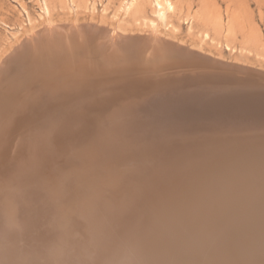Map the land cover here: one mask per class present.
I'll list each match as a JSON object with an SVG mask.
<instances>
[{"label":"bare ground","instance_id":"bare-ground-1","mask_svg":"<svg viewBox=\"0 0 264 264\" xmlns=\"http://www.w3.org/2000/svg\"><path fill=\"white\" fill-rule=\"evenodd\" d=\"M154 1L156 14L164 20L172 5ZM92 27L95 32L70 28L45 39H26L14 50L21 52L8 71L0 70V75L6 70L10 76L0 79V264H83L85 257L92 264H264V257H259L264 256V244L257 249L252 243L264 231V135L245 134L251 128L232 124L237 119H228L226 112L242 106L260 109L264 101L257 93L264 92V85L243 86L237 78L227 81L218 72L209 73L224 67L237 74L254 72L188 46L158 39L153 49L143 37L130 35L120 38L112 55L104 53L108 47L104 41L93 49L96 61L106 55L113 66L128 65H120L123 72L118 65L111 71L104 59L111 76L100 77L108 71L96 66L99 61L88 74L77 64L83 56L76 62L71 53L84 55L87 48L92 57L93 51L84 46L106 30ZM145 47L147 52L153 50L150 56ZM42 48H47L43 54ZM135 50L137 56L132 55ZM55 58L59 62L49 64ZM48 61L50 70L43 71ZM141 63L149 66L144 73L136 69ZM96 68L103 70L99 77ZM258 70L255 73L264 78ZM40 81L44 88L31 94V83ZM149 94L154 98L145 111L157 113L138 120L134 109L144 108L142 100ZM226 94L234 95L233 101L227 102ZM120 101L133 103L132 110L127 106L132 114L122 118L125 124L117 121L115 112L106 119L99 112L113 102L114 111ZM83 110L89 112L86 117L97 114L100 119L88 122L89 117L80 115ZM176 112H184L185 119ZM261 113L263 117L250 121L263 123L264 110ZM161 120L166 125H160ZM211 120L225 124L219 123L220 128L203 124ZM82 124L91 128L90 136L120 146L117 151L137 149L145 141L177 139L186 146L158 145L156 163L149 165L146 158L145 166L135 164L139 166L129 172V164L125 165L127 173L122 174V168L119 179L117 173L107 177L121 159L104 154L97 146L99 139L80 138ZM137 124L152 130L134 146L133 139L140 136L126 131L139 128ZM224 130L231 134L223 135ZM237 130L243 132L234 134ZM190 131L198 135L184 138ZM82 231L87 235L84 240ZM80 242L89 243L91 252L84 251Z\"/></svg>","mask_w":264,"mask_h":264},{"label":"rangeland","instance_id":"rangeland-1","mask_svg":"<svg viewBox=\"0 0 264 264\" xmlns=\"http://www.w3.org/2000/svg\"><path fill=\"white\" fill-rule=\"evenodd\" d=\"M162 1L171 4L173 7V11L170 10L169 12H167L168 13L167 18H165L164 20L160 19L156 14L154 0H0V70L7 68L8 71V69L12 66V64H10L12 63V60H14L21 52V49L18 52H14V50L18 49V47L21 46L24 40L26 39L32 40L35 38V36H37V39L39 38L45 39L46 37H50L52 34L55 33L56 34L67 33V31L70 28H81V30L84 29V31L86 32H90V31L95 32V30L92 27L95 26L97 28H101V29L104 28L106 30H104L105 32H101L99 34L102 36L96 42L87 43L88 46L87 44L84 46V47H88V50H90V52H92L93 49L98 48V44L104 41L108 45L104 53L112 55L113 52H115V50L111 52L112 48H115L119 43V41H121L120 38L126 35L143 37L145 41L144 43L147 45H149L150 43L153 46L149 48H153V49L155 48L154 47L155 41L161 39L165 41L174 42L179 46L181 45V47L188 46L189 48L188 47L187 48L190 51L200 52L201 54L205 56H209L215 60L226 62L229 66L236 64L241 68H245V71L251 70L254 72V73L238 72L237 74L232 72L231 68L224 67L221 68V70H218V68H216L214 71H211L209 73L218 72L221 74L219 77H223L227 81L237 78L235 81H239V85H243V86L248 84L264 85V78L258 76L255 73L257 72L258 69H259L258 71L262 70L261 72L264 73V0H162ZM130 3L132 6L128 11H126V7ZM144 37H148L149 41L146 40ZM145 48L146 50L144 51L147 52L148 47ZM42 49L43 51L42 50L40 51V53L42 52L41 54H43V52L45 53V50L47 48H42ZM75 49L77 48L75 47ZM75 49L74 51H76ZM54 52L58 53L57 51ZM83 52L84 55L86 56V59L83 54L80 55L79 53L76 52H74L75 54L73 52L71 53V58L76 59L75 61L77 62L83 56L81 59L82 61L80 60L81 64L79 62L77 64H79V66L85 67L86 68L85 71L88 74L91 71L89 67H91V69H95L94 67L96 66H98L99 68L103 66L102 69H105V71L108 72L104 73L103 70H100L101 68L100 69L96 68V72L98 71V73L96 74L97 76L100 74V71L101 72L103 71L102 72L103 74L101 73L102 76H100L101 74L99 75L100 77H105V75L111 76L112 72H110V70L113 71L112 67L114 66L116 67V65L119 66L117 68H119L118 71L120 73L121 71L123 72V70L121 69L123 66H125L124 68L128 67V65H123L124 62L120 64L115 63V65L113 66L112 64L114 63H110V61H106V59L104 58V56L106 55H101V57L103 56V59L99 56V58H101L102 61H99V59L96 61L98 57L96 58L95 56H93L94 51L92 52V57H93L92 58L91 53L88 54L89 51L87 52V48H84ZM152 52L153 50L151 49L150 52L149 51L147 52V54L150 56ZM77 54H79L80 56L79 58H77L78 56ZM137 54H138L137 50L132 52L133 56H137ZM55 56H57V54H55ZM74 56H76V58ZM29 58L27 56L25 59L29 60ZM58 58L60 59V62L61 60H64L65 62L64 67L66 68L68 65L66 63V60L63 59L64 56L61 53H59ZM58 58L57 59L55 58L53 63H49V61L46 62L45 67L43 66L42 67L43 69L42 68L41 69L43 71L44 69H49L48 67H46V65H48V63L52 65L56 64ZM83 59L85 62L83 61ZM104 59L106 63L109 62V64H111L109 65L110 70L109 67L106 66ZM75 61L74 63H76ZM95 61L96 62L99 61L97 65ZM64 62L62 63L64 64ZM93 63L96 66L93 65ZM9 64L11 66H9ZM77 64L75 65L78 66ZM92 66L94 67L92 68ZM134 66L136 67V65ZM139 66L142 67L143 69H141L140 67H137L136 69L140 70V72L142 73H144L149 67V66L145 67L144 64L142 65V63L139 64ZM106 68L108 69L106 70ZM41 69L40 72L43 73ZM133 69L135 68L133 67ZM5 72L0 75L1 77L0 79L2 78L4 79V77L9 79L10 76L7 77ZM53 77L56 78L57 80L56 75ZM31 85H32L30 86V88L32 89V91L30 90L31 94L37 92V90H41L42 88H44L42 81L32 82ZM50 86L51 85H49L48 87ZM243 90H244L243 91L244 94H246L245 91L248 89L247 87H245ZM257 94L264 101V92L260 91ZM224 97L226 98L227 102L229 100L233 101L234 99V95L228 96L226 94V96ZM153 98H154V94L152 95L149 94L148 100L145 101L142 100V103L144 102V104L142 105H144V108L146 109H144L142 106L136 107L134 109L135 111L138 109L136 111L137 112L136 116L138 117V120L139 118H149L151 115H153L152 113H157L154 112V110L151 111L150 109L148 110V112L150 111L149 113L145 111L148 109L149 105H152L149 104L148 102L149 101L153 102L152 101ZM128 99L127 100L129 102L131 99L130 98ZM119 100L117 99L114 102H117ZM135 100L141 102V100L137 98H135ZM137 101H133V102H137ZM120 102L121 103L119 107H115L116 109L114 108L116 111L111 110V105L113 104L112 103L110 105L105 106L104 108H101V110L99 109L100 110L99 112L105 113V116L107 115L105 119L108 118V114L109 117L112 116L111 111L115 112L117 113L115 115L117 116V121L119 122L122 121V123L125 124L122 118L128 117V115L132 114L131 110L133 107L130 104L133 103L130 102V104H127L126 102L125 104L124 103L125 101H120ZM140 102L134 104L139 105ZM227 102L224 103L227 104ZM146 104H149L147 105L148 107L146 106ZM229 104L232 105L231 103ZM123 105L126 107L127 106L131 107V110H129L130 108L128 107L126 108ZM122 106L125 108V110ZM140 107H142L143 109ZM139 108L140 110L141 109L142 110L140 111ZM126 109L129 111H127ZM263 110H264V105L258 110L255 109L252 110L247 106H242L239 108L231 109L226 112L228 115V119L236 117L237 120L235 121L231 120L232 124L240 123L239 125L241 127L247 126L251 128V132L245 134L248 135L252 134L254 136H256L257 134L259 136H263L264 122L262 123L258 120L250 121V119L252 118L263 117L261 113ZM233 111L235 112L243 111V112L240 113L236 112L234 114H231ZM124 112L125 114H123ZM87 113L89 112H85V110H83L80 113V115H85ZM119 113H122L123 116L121 115L120 117V115H118ZM176 114L184 119L186 117L184 112L183 113L176 112ZM118 116L121 119H119ZM81 117H84L83 119H85L89 116L86 117L85 115ZM93 119L99 120L100 118L97 117V114H95L94 116L93 115L90 116L87 119V121L91 122V120ZM228 119H226L225 121H227ZM162 122L163 121L161 120L160 125H166ZM219 123L222 122L219 121L216 122L214 120H211L203 124L208 125V127L210 128L211 127L220 128ZM203 124H200V126ZM154 125L158 127L157 123H154ZM138 126L139 128H135V129L132 128L133 131H126L128 132L127 134L129 133L131 134L132 132H134L137 133L138 136H140V138L133 139L134 143L132 144L134 146L138 143L137 141L139 139L141 140L145 139L142 135L147 134L152 130V128H148L147 125L145 126V124L142 125L137 124V127ZM228 126H230V123L228 124ZM193 127L195 126H189L188 128L190 129ZM80 128H82L81 132H79L78 134L80 138L83 139L86 138L85 140H89L87 142H92L95 141L96 139H99V138H94V136L92 137L88 134L91 128H86V124L85 125L82 124V126L80 125ZM240 132L243 131L237 130L236 132H234V134H241ZM201 133H203V127L201 128L199 134ZM113 134H115V132ZM213 134L216 135L217 133L213 132ZM229 134L231 133H227V131L225 132L224 130L223 135H229ZM194 135L195 134L191 132L189 136H185L184 138L187 139L190 137L194 138ZM197 135L198 134H196L195 136ZM168 136L169 135L167 134L166 137ZM176 140L174 142L166 141V140L156 141L154 144L151 141H145L137 149L134 147H130L133 150H130L128 148H123L124 150L117 151L116 149H118L120 146L113 145L111 144V142L109 143L108 141L103 139V137H100V139L97 141L98 143L97 146L102 148L104 154L109 152V154L111 153L110 156H114L118 159H121L119 164L116 165L113 170L110 169L107 174L108 177V175L110 174L113 175L117 173L116 175L119 176L118 177L116 176V178L119 179L121 175L124 172H126L124 171L126 170L125 165H127L126 167H128L129 164L130 168L128 167L127 171L128 170L130 171L132 170V168L139 166L135 164H140L139 167L145 166L147 163H142V161L145 160L146 158L150 159L149 161L150 163H148L149 165L156 163L159 160L157 159L159 155L156 154L160 152L158 145H162V146L165 145L166 148H168L170 147L168 143L172 142L171 147L177 146L182 148L183 146H186V144H181ZM118 144L120 145V143ZM151 148L154 149L151 150ZM121 154H124L125 157L120 156ZM86 155L88 158L92 157V155L89 154ZM103 155L100 154L99 157L105 159ZM96 156H98V154ZM155 156L156 158L153 159L152 161L151 158ZM46 165L45 166L49 168L50 164L49 165L46 164ZM122 168H123V172H122ZM118 173H120L121 175ZM246 175H249V173L246 172ZM117 184L118 182L116 183V185ZM116 185H112V187L114 186L113 188H116L115 187ZM188 199H186V201ZM180 220L181 217H179V220L177 222H179ZM84 232L81 235L80 238L81 240H84L87 236ZM252 241L254 247L258 249L261 246V244H264V231L262 233H259V235L256 236ZM80 245L84 251H87L88 253L91 252L89 249L90 248L89 243L85 244L83 242L82 244V242H80ZM261 251H262L261 253H264L263 250ZM259 257H264V256L259 255ZM83 264H92V261L89 257H85Z\"/></svg>","mask_w":264,"mask_h":264},{"label":"water","instance_id":"water-1","mask_svg":"<svg viewBox=\"0 0 264 264\" xmlns=\"http://www.w3.org/2000/svg\"><path fill=\"white\" fill-rule=\"evenodd\" d=\"M251 139H259V138H251ZM263 141H264V139H263Z\"/></svg>","mask_w":264,"mask_h":264}]
</instances>
